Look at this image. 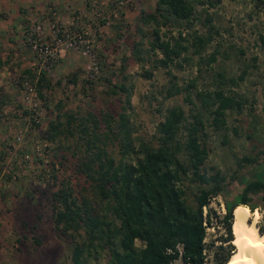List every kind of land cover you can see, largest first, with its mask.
I'll list each match as a JSON object with an SVG mask.
<instances>
[{
  "label": "rangeland",
  "instance_id": "1",
  "mask_svg": "<svg viewBox=\"0 0 264 264\" xmlns=\"http://www.w3.org/2000/svg\"><path fill=\"white\" fill-rule=\"evenodd\" d=\"M52 1L0 0V264H71L72 243L53 226L51 195L61 182L76 187L75 183H81L83 178L75 173V158L68 149L75 150V136L59 135L48 140L47 125L56 113L63 121V111L80 114L83 108H88L96 113L101 110L115 113L124 93L110 94L106 79L113 84L125 83L128 89L129 123L133 141L137 143V139H152L167 107L178 105L186 113L189 109H198L195 93L213 90L216 72L236 77L246 64L242 80L234 86H220L242 95L246 104L240 113L226 112L227 130L205 126L208 154L204 168L208 172L212 171L210 168L218 170L226 176V182L239 187L240 178L253 179V164L238 166L237 161L242 156L253 157L258 163L264 160V43L259 39L264 37V0H199L203 4L194 0L191 25L171 19L160 31L170 37L180 31L185 42L193 31L207 33L204 17L210 16L211 41L201 56L217 48L215 61L209 65L204 63L190 47L180 55L188 61L167 67L170 75L158 67L151 68L149 78L144 76L143 69L150 67V62L140 66L130 54L129 43L135 39L139 10L152 11L155 0ZM32 21L41 24L47 35L52 21L64 26L72 23L73 28L83 26L98 58L99 71L95 78L90 80L86 76L84 56L62 50L56 64L43 69L48 86L41 90V97L37 94L34 101H28L13 79L22 69L42 71V68L37 70L38 63L23 45L24 27ZM149 31L147 28L143 31L144 47L150 39ZM156 54L160 56L159 52ZM73 78L74 82L69 81ZM191 79L194 86L188 92L182 90L176 95L164 96L170 81L182 87ZM85 80L90 83L85 84ZM29 82L35 86V80ZM87 86L91 91H82ZM186 95L193 106L185 100ZM57 102L61 104L59 111L55 108ZM32 116L38 119L37 123L31 121ZM185 185L189 191L200 187L198 183L185 182ZM249 198L258 207L254 209L257 210L256 224H262L260 193L249 194ZM210 206L215 214L206 229L203 264L214 263L212 252L224 236V229L214 216L223 214L221 198L214 197ZM140 245L136 240L135 246ZM105 250L99 258L101 264L108 257ZM172 264L182 262L177 259Z\"/></svg>",
  "mask_w": 264,
  "mask_h": 264
},
{
  "label": "trees",
  "instance_id": "2",
  "mask_svg": "<svg viewBox=\"0 0 264 264\" xmlns=\"http://www.w3.org/2000/svg\"><path fill=\"white\" fill-rule=\"evenodd\" d=\"M193 1L155 0L152 11L139 10L135 39L129 43V50L140 66L150 62V67L143 69L146 78L151 76V68L158 67L170 75L167 67L188 61L180 55L190 47L204 63L209 65L215 61L217 48L201 56L211 41L210 16L204 17L207 33L193 31L185 42L180 31L175 37L160 31L171 19L191 25ZM119 14L123 13L119 11ZM146 28L150 30V39L144 47L142 37ZM259 39L264 43V37L259 36ZM246 69L245 64L236 77L216 72L215 88L195 93L198 109H189L186 113L178 105L167 107L152 139L146 141H133L129 93L122 82L113 84L106 79L110 94L124 93L123 102L115 113L106 110L96 113L88 108H83L80 114L63 111V121L55 114V119L47 125V139L75 136V150L68 149L75 158V173L83 178L81 183H75L76 187L61 182L51 195L53 226L72 243L71 264H101L99 258L104 249L108 256L104 264H172L177 259L182 264H203L206 229L215 214L210 201L216 196L221 198L224 211L214 216L223 227L224 236L212 252L213 264H224L228 260L235 250L230 242L233 210L244 205L254 211L258 207L250 202L249 194L260 193V208L264 211V160L258 163L253 157H240L238 166L253 164L254 176L253 179L240 178L241 187L226 182V176L218 170L210 168L212 171L208 172L204 168L208 154L205 126L227 130L226 112L243 110L246 99L220 86L236 85ZM21 71L20 77L35 80L34 87L41 97V90L48 86L44 71ZM69 81L74 82V78ZM89 83L85 80V84ZM192 86V79L182 87L170 81L164 96H173L182 90L188 92ZM82 91H91L90 86ZM185 100L194 105L188 95ZM55 108L59 111L61 104L57 102ZM185 182L198 183L200 187L189 191ZM257 229L264 231V216ZM136 240L141 243L140 247L135 246Z\"/></svg>",
  "mask_w": 264,
  "mask_h": 264
},
{
  "label": "built area",
  "instance_id": "3",
  "mask_svg": "<svg viewBox=\"0 0 264 264\" xmlns=\"http://www.w3.org/2000/svg\"><path fill=\"white\" fill-rule=\"evenodd\" d=\"M42 30L41 24L32 21L24 27L22 34L23 45L28 47L32 57L38 63L37 70H40L39 68H42V70L50 69L56 64L59 53L62 50H69L77 52L86 58V76L90 80L95 78L99 71L98 58L91 47L87 30L83 26L73 28L72 23L64 26L52 21L48 25V35L47 33L44 34ZM13 83L25 94V98L28 101L36 99L37 92L27 79L17 75L13 79ZM31 121L37 123L38 119L32 116ZM262 213L264 216V211Z\"/></svg>",
  "mask_w": 264,
  "mask_h": 264
},
{
  "label": "bare ground",
  "instance_id": "4",
  "mask_svg": "<svg viewBox=\"0 0 264 264\" xmlns=\"http://www.w3.org/2000/svg\"><path fill=\"white\" fill-rule=\"evenodd\" d=\"M256 218L257 210L251 212L244 205L233 210L230 242L235 250L224 264H264V231H258Z\"/></svg>",
  "mask_w": 264,
  "mask_h": 264
},
{
  "label": "crops",
  "instance_id": "5",
  "mask_svg": "<svg viewBox=\"0 0 264 264\" xmlns=\"http://www.w3.org/2000/svg\"><path fill=\"white\" fill-rule=\"evenodd\" d=\"M84 1V0H83ZM52 2H54V0L52 1ZM63 6V5H62Z\"/></svg>",
  "mask_w": 264,
  "mask_h": 264
}]
</instances>
